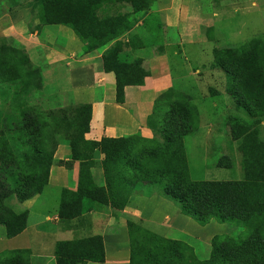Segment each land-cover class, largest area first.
Here are the masks:
<instances>
[{"label":"trees","instance_id":"obj_1","mask_svg":"<svg viewBox=\"0 0 264 264\" xmlns=\"http://www.w3.org/2000/svg\"><path fill=\"white\" fill-rule=\"evenodd\" d=\"M35 1L41 24L68 27L87 45V50L110 44L102 53V63L104 71L115 75L116 102H124L125 86L142 85L149 76L141 59L121 60L122 47L116 40L135 26V19L123 8L129 4L135 11H143L148 8L149 0ZM131 47L135 48L133 44ZM5 48L10 52H0V90L10 111L0 115V225L5 227L7 235L13 237L25 229L27 213L12 211L5 200L14 194L25 201L43 191L55 164L58 136L63 134L71 156L66 161L58 160L57 165L70 170L78 161L80 174L76 191H62L58 210L61 219L81 215L84 200L110 204L113 210L123 209L135 184L162 183L165 195L180 204L183 214L201 224L214 219L241 226L246 234L222 241L207 260L197 259L183 243L156 237L154 242L148 241L134 249V264H264V143L250 124L235 118L230 124L231 138L237 142L241 154L243 177L194 181L189 177L183 137L197 130V113L179 100L170 102L161 111L160 102L171 90L156 99L146 123L164 135L163 141L138 134L87 140L84 135L91 118L90 104L47 110L42 117L23 109L26 98L41 89L42 76L24 50ZM221 69L228 77L229 93L241 107L251 117H264V51L260 45L230 54ZM138 140L150 143L135 146ZM97 150L103 154L105 183L102 186L93 183L85 173V169L93 166V153ZM223 158L228 165L221 164ZM231 165L225 155L218 162V167ZM28 254V250H12L0 258V264H31ZM54 259L55 264L103 262L102 237L58 240Z\"/></svg>","mask_w":264,"mask_h":264},{"label":"rangeland","instance_id":"obj_2","mask_svg":"<svg viewBox=\"0 0 264 264\" xmlns=\"http://www.w3.org/2000/svg\"><path fill=\"white\" fill-rule=\"evenodd\" d=\"M147 3L148 8L143 11H135L129 4L123 8L125 13H130L131 18L135 19V26L116 38L122 47L119 57L129 62L141 59L142 66L147 68L148 65L143 64V59L164 51L166 46L176 51L177 60L181 59L188 64V69L185 70L188 75H184L188 76V89L187 92L171 91L170 95L160 103L163 111L167 104L179 100L189 104L197 113V130L183 137L190 179L194 181L241 179L243 177L241 154L237 149V142L231 138L230 124L234 122V118L239 122L250 124L264 143V117H251L229 93L228 77L221 69V65L230 54L240 53L255 45H260L261 51H264V0H149ZM170 5L177 8L173 18L179 21L178 25L171 27L166 25V9H164ZM72 32L62 25L41 24L35 0H0V52L8 51L5 46L24 50L42 76L41 89L26 98L24 110L42 117L43 112L47 110L90 104L89 93L83 90L87 86L84 88L73 86L62 74L48 70L50 64L42 47L45 44L61 48L65 39L66 48L67 38L70 36L73 38ZM183 38L185 41L198 42L201 48L198 50L193 45H189L182 52L180 43ZM208 41L211 44L208 45ZM131 44L135 47L144 44L147 46L143 48L144 53H138L136 50H131ZM8 111H10L9 103L3 98L0 90V115L9 113ZM157 133L155 138L163 141L164 135L159 131ZM58 142L55 155L66 154L69 160L71 153L66 136L59 135ZM149 143L138 140L134 145ZM224 155L230 158L231 167H218V162ZM57 162L58 159H55V165ZM221 164L228 165V162L223 158ZM95 179L97 182L96 171ZM134 187L135 191L147 193L157 203H160L161 198L169 201L164 195L162 183L138 184ZM61 197L55 188H46L39 195L33 209L42 214L37 218L38 221L43 222L40 224L41 230L46 232L56 228V221L52 218L56 213L58 201L60 205ZM5 205L19 214L27 213L28 217L27 200L21 201L13 194L5 200ZM161 206L165 208L164 205ZM176 207L181 215L174 217L172 225L175 229L170 230L166 239L183 243L185 249L190 248L199 260L209 259L222 241L237 239L246 234L241 226L218 223L214 219L201 224L194 217L183 214L180 204H176ZM32 220L33 215L30 223ZM144 225L149 226L145 223ZM148 228L157 233L166 230L163 232L158 230L156 224H151ZM15 236L7 235L5 227L0 225V258L12 250L21 249L28 250L31 264L50 263L49 256L50 258L54 256L52 243L51 246L46 245L42 248L36 245L35 240L26 241L27 237L24 234L14 238ZM59 237L63 239L68 235L60 233ZM166 246L167 244L164 245ZM160 261L161 259L158 262Z\"/></svg>","mask_w":264,"mask_h":264},{"label":"crops","instance_id":"obj_3","mask_svg":"<svg viewBox=\"0 0 264 264\" xmlns=\"http://www.w3.org/2000/svg\"><path fill=\"white\" fill-rule=\"evenodd\" d=\"M164 9H166V25L169 27L178 25L179 21L173 18L177 8L170 5ZM72 35L73 38L71 36L67 38L66 48L65 39H63L64 46L61 48L45 44L42 47L50 64L48 69L50 72L57 71L62 74L73 86L79 88L87 86L83 90L89 93L91 119L89 129L84 135L85 139L100 141L103 137L119 138L135 134L146 139L156 137L158 133L148 127L147 118L153 111L156 99L162 93L168 90L187 92L188 76L184 75L187 74L185 70L188 69V64L181 59L177 60V52L166 46L164 51L143 59V64L148 65L147 68L144 67L149 71V76L145 77L142 85L125 86L124 102L118 103L115 94V75L112 71L106 72L103 69L102 53L107 46L87 50V45L74 32ZM207 44L209 45L211 42L208 41ZM189 45H193L198 50L201 48L198 42L185 41L183 38L180 43L182 52ZM130 48L138 51V53H144V47L137 46L136 49H133L130 46ZM54 158L67 160L68 156L66 154L57 156L56 154ZM102 160L103 154L94 152L93 166L85 169V173L89 174L91 181L99 186L105 183ZM95 171L98 175L97 182ZM79 174L78 161L74 162L70 170L53 164L48 183L44 189L55 188L59 196L62 195L63 189L76 191ZM134 186L123 209L113 210L110 204L84 200L81 215L70 220L61 219L58 216V201L56 213L52 218L56 221V228L46 232L40 229V224L43 222L37 219L42 214L33 209L39 195L43 193V189L32 200H27L29 203L27 224L20 234L27 237L26 241L35 240L36 245L38 244L42 248L46 245L51 246V243L54 247L58 240H72L99 235L102 237L104 246V261L87 262L86 264H134V249L142 247L148 241L154 242L156 237H168L170 230L175 229L172 225L175 220L174 217L180 214L176 204L165 193L164 195L169 201L161 198L160 203H157L147 193L135 191ZM161 205H164L165 208L163 209ZM32 215L33 220H36H34L35 223H32L33 220L30 223ZM47 219H51V217H47ZM144 223L149 226L156 224L158 230L160 229L162 232L166 230L163 233H157L148 228L149 226H145ZM60 233L66 234L68 237L62 239L59 237ZM49 259V264H55L53 255L51 258L49 256Z\"/></svg>","mask_w":264,"mask_h":264}]
</instances>
